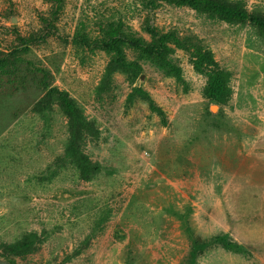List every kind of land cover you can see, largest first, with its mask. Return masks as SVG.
<instances>
[{"label":"rangeland","instance_id":"obj_1","mask_svg":"<svg viewBox=\"0 0 264 264\" xmlns=\"http://www.w3.org/2000/svg\"><path fill=\"white\" fill-rule=\"evenodd\" d=\"M241 1L264 16V0ZM147 0H0V52L30 41L24 59L50 73L98 131L83 152L99 166L88 181L58 163L66 119L56 106L31 109L30 79L0 77V257L13 264H186L192 239L206 244L194 264H264V34L187 7ZM109 22L148 42L146 26L211 52L228 74L229 96L213 103L190 52L169 56L175 80L130 48L141 72L132 83L93 49ZM133 88L149 102L130 96ZM212 107L215 108L212 111ZM31 253L3 247L24 235ZM221 237L239 252L213 243Z\"/></svg>","mask_w":264,"mask_h":264},{"label":"trees","instance_id":"obj_2","mask_svg":"<svg viewBox=\"0 0 264 264\" xmlns=\"http://www.w3.org/2000/svg\"><path fill=\"white\" fill-rule=\"evenodd\" d=\"M57 7L51 12L55 18L62 0H54ZM157 2H163L178 7H187L194 12L215 18L227 24H248L258 32L264 34V16L250 14L241 1L230 0H147V7L153 8ZM145 33L149 37L146 42L142 38L135 37L123 30L121 22H109L102 30L101 38L94 41L93 49H99L108 57L104 67L102 85H108L114 72L122 73L127 80L134 82L141 72V67L135 61L125 58L124 49L130 48L141 57L150 60L159 69L175 80H180V70L171 63L169 56L174 49L188 50L192 59L193 69L205 76L206 82L203 88V96L213 103H225L229 96L228 74L217 68L210 51L188 40L178 38L174 33L157 32L154 28L146 26ZM18 46L8 53L0 52V77L4 76L8 82L14 75L20 77V83L30 79L39 88L41 95L33 102L31 109L43 114L56 106L66 119L67 139L65 141L63 155L58 163L72 165L78 172L81 180L88 181L99 172V166L91 162L83 152L86 140H94L98 137V131L93 122L85 118L81 109L65 91H61L51 84L49 71L42 67H35L30 60L24 59L29 50L30 41L16 36ZM136 95L149 102V107L155 110L147 93L139 88H133L130 96ZM37 238L34 234L21 237L12 244L5 245L3 252L7 256L23 257L33 250ZM213 243L225 250L238 253L239 247L234 242H229L221 237L212 239ZM206 248V244L198 239H192L186 264H194L197 256ZM7 260V259H6ZM9 261V260H8ZM13 264L11 261H9Z\"/></svg>","mask_w":264,"mask_h":264},{"label":"water","instance_id":"obj_3","mask_svg":"<svg viewBox=\"0 0 264 264\" xmlns=\"http://www.w3.org/2000/svg\"><path fill=\"white\" fill-rule=\"evenodd\" d=\"M0 264H11L8 260L0 257Z\"/></svg>","mask_w":264,"mask_h":264},{"label":"bare ground","instance_id":"obj_4","mask_svg":"<svg viewBox=\"0 0 264 264\" xmlns=\"http://www.w3.org/2000/svg\"><path fill=\"white\" fill-rule=\"evenodd\" d=\"M212 111H214L215 110V108L214 107H212V109H211Z\"/></svg>","mask_w":264,"mask_h":264}]
</instances>
